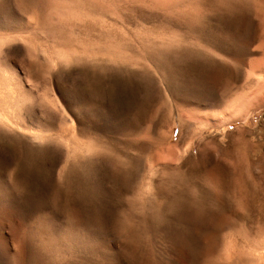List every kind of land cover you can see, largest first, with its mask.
I'll use <instances>...</instances> for the list:
<instances>
[{
  "label": "rangeland",
  "instance_id": "rangeland-1",
  "mask_svg": "<svg viewBox=\"0 0 264 264\" xmlns=\"http://www.w3.org/2000/svg\"><path fill=\"white\" fill-rule=\"evenodd\" d=\"M259 10L0 0V264H264Z\"/></svg>",
  "mask_w": 264,
  "mask_h": 264
},
{
  "label": "bare ground",
  "instance_id": "bare-ground-1",
  "mask_svg": "<svg viewBox=\"0 0 264 264\" xmlns=\"http://www.w3.org/2000/svg\"><path fill=\"white\" fill-rule=\"evenodd\" d=\"M257 13V12H256ZM256 13H255V15H256ZM258 14H259V16L258 17H260V16H262V17H264V14H263V12L261 11V10H259L258 11ZM262 17H260V18H262ZM262 20V19H261ZM263 22H264V20H263ZM263 22L261 21V24L259 23V25H260V27H261V25L263 24ZM263 29V28H262ZM249 37V36H248ZM263 43H264V41H263ZM211 48V47H210ZM262 54H263V56H264V50H263V52H262ZM264 64V63H263ZM262 64V65H263ZM264 66V65H263ZM263 70V69H262ZM264 74V73H263ZM264 78V77H263ZM261 83V82H260ZM264 85V84H263ZM263 87V86H262ZM203 97V96H202ZM208 97H210V96H205L204 95V98H203V100L205 101V104H211L210 103V101L207 99ZM201 99V98H200ZM202 105V104H201ZM4 106H6V105H4ZM5 108V107H4ZM1 115V114H0ZM9 116V115H8ZM12 116V115H11ZM180 116V115H179ZM175 118H177V116L175 117ZM4 120V119H3ZM176 120V119H175ZM178 120V119H177ZM176 120V121H177ZM178 122V121H177ZM238 177V176H237ZM237 179H239V178H237ZM240 181V180H239ZM256 181V180H255ZM243 190V189H242ZM11 193V192H10ZM247 194V193H246ZM259 195V194H258ZM262 196V195H261ZM256 197V196H255ZM245 198V197H244ZM257 198V197H256ZM262 198V197H261ZM3 199V198H2ZM1 199V200H2ZM11 199V198H10ZM6 200H8V199H6ZM252 200V199H251ZM10 201V200H9ZM8 201V202H9ZM252 201H255L254 199L252 200ZM258 201V200H257ZM253 203V202H252ZM3 204V203H2ZM259 204V203H258ZM263 204V203H262ZM9 205V204H8ZM253 205V204H252ZM13 206V205H12ZM262 206H264V205H262ZM245 207V206H244ZM12 208V207H11ZM15 208V207H14ZM260 208V207H259ZM10 209V208H9ZM16 209H18V212L19 213H21V214H26V213H28V212H31V210H29L30 209V202H27V203H22V205L20 204V205H18V208H16ZM262 209V208H261ZM260 210V209H259ZM263 212H264V209H263ZM262 212V210H261V214L263 213ZM247 213V212H246ZM246 213H244L245 215H247ZM18 214V213H17ZM238 216V215H237ZM240 216V215H239ZM258 216H261V215H259V212H258ZM250 218V217H249ZM248 218V219H249ZM261 218V217H260ZM141 219V218H140ZM262 219H263V217H262ZM256 221V220H255ZM262 221V220H261ZM34 224V223H33ZM141 225V224H140ZM264 225V224H263ZM33 226V225H32ZM31 226V227H32ZM78 227V226H77ZM264 227V226H263ZM261 228V227H260ZM32 229H33V227H32ZM46 230V229H45ZM262 230V229H261ZM37 231V230H36ZM29 232V231H28ZM30 232H32V231H30ZM29 232V233H30ZM261 232V231H260ZM29 233H28V235H29ZM33 233V232H32ZM31 234V233H30ZM32 235H36V234H32ZM31 237V236H30ZM28 238H29V236H28ZM31 239V238H30ZM4 242H2V241ZM12 240V239H11ZM15 240V239H14ZM182 241H183V239H181ZM176 241V240H175ZM7 242H9L8 240H7V238H6V236H4V235H1L0 236V245H1V251L4 249V250H6L7 251ZM32 242V241H31ZM11 243V242H10ZM10 243H8V244H10ZM12 248H13V250H14V252H13V256H12V260H10V261H13V262H15V263H21V261H22V258H23V255H24V252H26L27 251V249L25 248V247H23L21 244H19V243H17V242H14L13 240H12ZM27 246H30L29 244L27 245ZM6 247V248H5ZM10 247V246H9ZM180 247V246H179ZM29 248V247H28ZM11 249V248H10ZM26 249V250H25ZM12 250V251H13ZM31 251V250H30ZM183 251V250H182ZM29 252V251H28ZM261 252V251H260ZM263 252V251H262ZM27 253V252H26ZM31 253H32V251H31ZM30 253V254H31ZM262 254V253H261ZM260 254V255H261ZM5 255V254H4ZM28 255H29V253H28ZM26 256H27V254H26ZM31 257H32V255H31ZM264 256H262V258H263ZM2 258H4V256L2 257ZM27 258V257H26ZM34 258V257H33ZM32 258V259H33Z\"/></svg>",
  "mask_w": 264,
  "mask_h": 264
}]
</instances>
